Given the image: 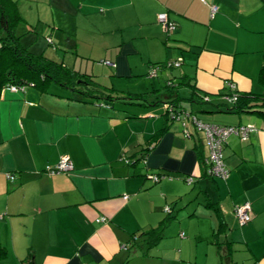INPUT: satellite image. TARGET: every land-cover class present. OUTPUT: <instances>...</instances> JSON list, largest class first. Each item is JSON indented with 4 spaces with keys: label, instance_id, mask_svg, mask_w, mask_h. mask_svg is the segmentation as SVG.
<instances>
[{
    "label": "crops",
    "instance_id": "obj_1",
    "mask_svg": "<svg viewBox=\"0 0 264 264\" xmlns=\"http://www.w3.org/2000/svg\"><path fill=\"white\" fill-rule=\"evenodd\" d=\"M16 1L30 16L22 13L23 43L26 33L39 29L44 34L50 28L46 46L42 43L36 52L56 61L62 57L96 81L106 76V82H98L121 92L134 93L124 87L140 81V93L163 102L125 109L70 98L75 95L57 85L46 93L33 85L3 89L0 245L9 250L7 263L22 264L32 254L35 264H221L214 236L219 222L209 202L218 204L229 227L220 240L234 244L226 264H264V117L217 107L219 93L233 86L264 92L258 80L264 62V1ZM212 5L217 6L214 13ZM162 12L177 24L174 30L159 22ZM67 33L76 37V52L67 47ZM97 59L100 65L90 63ZM178 61V67L169 64ZM183 76L194 90L211 95L210 103L190 104L201 119L258 128L246 139L228 138L227 179L205 174L196 147L203 145L206 164L209 148L192 122L188 135L181 120L168 122L146 160L142 157L167 122L165 86ZM181 94L187 95V89ZM63 155L71 158L74 170L51 173ZM159 170L168 176L157 183L147 178ZM189 175L192 184L186 181ZM246 201L252 205V221L241 226L235 207ZM167 205L189 236L167 239L166 229L161 242L145 253V237L139 234L161 223Z\"/></svg>",
    "mask_w": 264,
    "mask_h": 264
},
{
    "label": "trees",
    "instance_id": "obj_2",
    "mask_svg": "<svg viewBox=\"0 0 264 264\" xmlns=\"http://www.w3.org/2000/svg\"><path fill=\"white\" fill-rule=\"evenodd\" d=\"M25 21L26 19L23 16L19 8V4L16 0H0V96L3 89L7 86H10V88L12 86H17L25 89L27 85H33L41 92L46 93L50 92L52 85H57L75 95L70 98H76L80 101H87L95 104L99 103L112 105L117 108L125 107L126 109L127 107H145L158 105L163 102L161 100L152 99L151 96H148L149 94L147 93H123L113 87L103 86L89 74L81 73L78 70L71 68L65 63V61L53 60L46 56L43 52H32L30 48L22 42L23 35L18 34L19 26ZM175 25L177 27L176 23ZM48 39L50 42H52L51 38ZM66 44L69 49L76 52L77 48L75 35L67 33ZM181 64L182 63L180 62V65ZM185 78L186 77L183 76V80H181L180 82H171L165 86L164 91L167 93L169 98V106L164 114L167 122L162 128L157 131L155 135L151 137L152 141L148 144L146 149H144L142 154L144 160H146L149 150H151L152 147L155 146L161 136L168 130V122L181 120L184 125V129H188L189 127L186 126H188L189 122H192L197 133L202 131L198 129L193 117L196 116L199 119L201 118L197 116L196 112L193 111V109H187L182 104V102L186 101L189 103L204 104L210 103L212 98L208 93L200 94L199 92L194 90V85H190V83L187 82ZM258 80L259 83L264 86V62L259 71ZM183 89H187L188 91V94L185 96H182L181 94V91ZM234 94L236 95L235 99L232 97ZM219 96L222 98V102L218 103L217 107H222L223 109L219 108L221 111L237 114H241L244 112L257 113L258 115L264 117V92H241L235 87L232 88V90H230L229 92L224 91L223 93H219ZM220 110H216L215 112H218ZM186 114H188V118L184 116ZM181 115L182 117L179 118ZM131 116L137 115L131 112ZM201 120L207 123L232 125L237 127L249 124H223L213 121H206L204 119ZM196 148L199 152L200 165L206 167L205 174L208 175L207 164L204 159L203 145L198 144ZM137 161H139V159ZM71 162L73 163L72 160ZM74 168L75 165L73 163V168L68 172L74 170ZM49 171L51 172V170ZM152 174L159 175L160 177L159 181H154L153 179L149 178L150 174L147 175V178L155 183L160 182L162 179L168 176L167 174L162 173L160 170ZM188 177H190V175L186 177L187 183ZM194 181L195 179H193V182L189 184L194 183ZM167 206H169L171 210L169 212L165 210L167 216L161 221V223L157 227H153L139 234V237H145L144 243L147 246L145 253H147L150 249L154 248L159 244V242H161L164 237L165 230L176 219V215H173V207L171 205ZM208 206L213 209L215 216L219 222L218 227L214 230V236L216 238V245L218 247L219 256L221 258V264H226L227 258H230L233 255L235 248L233 242L227 240L221 241L220 238L222 235L226 234L229 227L224 218V214L218 204L208 202ZM103 218L105 219L100 218L99 220H106V217ZM182 233L184 234L182 235ZM180 235L181 237H186V232L182 231ZM8 257V248L4 245H0V264H8ZM22 264H35L34 255L30 254L29 257L23 259Z\"/></svg>",
    "mask_w": 264,
    "mask_h": 264
},
{
    "label": "built area",
    "instance_id": "obj_3",
    "mask_svg": "<svg viewBox=\"0 0 264 264\" xmlns=\"http://www.w3.org/2000/svg\"><path fill=\"white\" fill-rule=\"evenodd\" d=\"M216 10H217V6L212 5L211 11L214 13ZM158 20L160 23L163 24L164 28L167 31H171L176 28L175 23L170 20L166 12L159 13ZM169 64L170 66L172 65L179 66L180 61ZM153 74L156 75L155 72ZM233 88L235 87L233 86ZM11 89L13 91H16L18 89H24V88L12 86ZM232 97L235 99L236 95L234 94ZM184 116L187 117L188 114ZM181 117L182 115L179 118ZM193 119L195 120L198 129L204 131L206 136V140L209 148V157L207 159L208 175L215 178L227 179L229 176V170L227 169L225 164V154H224L225 143L232 134H239L242 137V139H246L252 131L257 130V127L252 123L237 127L232 125L207 123L197 118L196 116H194ZM185 132H187V135L189 134L188 129H185ZM72 168H73V163L71 162L69 156L63 155L61 157L59 164L55 168H51L50 170L52 173H55L61 171H69ZM149 178L153 179L154 181H159L160 179L159 175L156 174L155 175L150 174ZM187 179H188V183H191L193 182L194 178L190 176ZM127 197L128 196H126V198ZM165 210L169 212L171 208L169 206H166ZM251 210H252V205L250 201H246L235 207V215L241 225L248 224L252 220ZM183 234L184 233H182V235Z\"/></svg>",
    "mask_w": 264,
    "mask_h": 264
},
{
    "label": "rangeland",
    "instance_id": "obj_4",
    "mask_svg": "<svg viewBox=\"0 0 264 264\" xmlns=\"http://www.w3.org/2000/svg\"><path fill=\"white\" fill-rule=\"evenodd\" d=\"M25 10H27V9L26 8H23L22 13L25 14V16L30 17V16H28L27 11H25ZM31 17H32V19L37 20V18H36L37 17V13L34 12ZM49 19H50V14H49ZM32 25H34V24H32ZM39 31L40 30L38 29L37 32H39ZM18 32H19L18 34L21 35V32H22L21 31V27L18 29ZM37 32H30V33L28 32V33H26V36H25V39H24V43H26V44L31 43L32 44L30 46V50L32 52H34V53H40V51H38V52H36V51L37 50H40V47H41V44L42 43H44L45 46H46V43H45V40L44 39H45V37L47 35V32L50 33V28L44 34L37 33ZM37 38H39V40H38L39 43L36 41ZM48 49H52V47H48ZM57 59H58V61H62V57H58ZM99 60L100 59H97L96 62H94L93 60H91L90 63H95V65H100ZM97 67H99V66H97ZM98 81L106 82L107 81V77L106 76H101V77H99V80ZM138 85H141L140 84V81L137 83V85H135V82H133L132 86L129 87L130 89H128V87H124V88H126L124 90L125 91H130L131 90L134 93H136V92H142V90L144 88H142V86L140 87ZM123 93H128V92H123ZM190 104L191 103L185 101V105L187 106L188 109H191V105ZM199 105H200L199 103L196 104V106H199ZM179 218L180 219H183L182 216H180ZM173 222H172V225L167 228V230L165 232V237L167 239L173 238L174 241L175 240L178 241V240H181V239H187L188 236H189V233H188L187 229L186 228L180 229L179 228V224H178L179 222L178 221H177V223H175V222L173 223ZM182 231H185L186 232V237L185 238H181V236H180V233Z\"/></svg>",
    "mask_w": 264,
    "mask_h": 264
}]
</instances>
